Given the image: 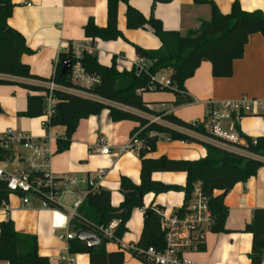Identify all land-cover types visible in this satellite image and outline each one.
Instances as JSON below:
<instances>
[{"label": "crops", "instance_id": "0c3cea01", "mask_svg": "<svg viewBox=\"0 0 264 264\" xmlns=\"http://www.w3.org/2000/svg\"><path fill=\"white\" fill-rule=\"evenodd\" d=\"M129 6L138 11L146 20L154 17L161 23L164 32H175L185 35L198 28L200 21L211 18L210 6L196 3L197 0H170L156 2L153 0H129ZM216 5L222 15L230 13L232 4L238 1L244 12H263L264 0H204ZM14 9L9 18V26L24 37L29 55L21 58L28 66L32 76L38 79L26 80L9 76H0L1 80L10 82L0 86V138L7 129L23 132L34 139L48 141L53 152L49 160V172L59 180L60 191L57 197L56 209L42 208L41 200L29 197V204L22 206L17 195H9L6 208H0V223L10 219L14 229L19 234L34 236L37 240V249L40 257L49 260V264L60 263L59 254L70 255L67 240H60L59 236L74 234V224L77 208L83 203L86 196V185L70 188L61 179L75 177L87 181L94 179L98 173L102 176L97 180L94 189L107 190L110 193V204L117 208L124 198L120 191V178L137 186L140 185L141 164L138 153L125 149L139 124L130 121L113 123L108 111H102L98 117H90L79 123L75 135L67 152L56 154V140L64 137V128L53 127L43 129L42 116L37 119L18 117L27 109V97L36 95L24 89L19 84L47 88L48 81L55 73V66L61 55L69 50L73 53L88 52L95 54L98 63L102 66H111L113 60L119 72H130L137 67L139 61L134 46L146 51H156L161 47L158 38L151 29H127L125 13L127 6L118 4L117 27L124 35V39L112 42L102 40L92 41L85 37L83 27L93 19L95 25L105 27L107 24V0H11ZM231 78H213L211 64L202 62L193 77L184 84L186 95L192 103L174 107L175 101L171 93H154L150 99H142L145 103H154L157 111L163 109L165 114H172L182 122L191 124L195 121H204L207 118L206 106L213 103L215 106L223 101L239 100L241 98L264 99V35H251L245 46L243 57L233 61ZM171 71L160 73L159 77L168 78ZM58 90H62L59 88ZM85 89L69 90L67 93L79 97H90ZM141 115V114H139ZM234 115V114H233ZM149 119V116L141 115ZM234 124L241 133L252 139L264 137V119L260 116H232L229 121H222L220 127L226 131L234 130ZM181 134H186L199 142L210 143L223 149L245 155L236 147L228 146L221 141H212L198 134L166 124ZM244 145V140L236 142ZM106 146L109 153L102 155ZM155 150L145 155L148 160L198 161L207 154L206 149L197 143L174 141L167 136H161ZM25 154V153H22ZM197 157V158H196ZM183 173L154 172L151 180L163 185L184 187L186 183ZM216 192L215 195H219ZM184 196L182 192L169 191L163 194H147L143 198L144 208L156 205L167 215L182 208ZM224 205L228 211L225 222V233L214 234L208 232L204 236L202 251H190L186 259L196 264H250L248 256L252 247V236L245 232L246 226L252 222L255 209H264V168L258 170L254 177L246 184L238 183L224 197ZM144 214L142 209L134 210L126 224L128 232L115 243L105 245L107 253L124 254L123 264H145L131 256L130 249L135 248L142 233ZM61 216L68 219L73 215L66 229L55 226ZM118 222H113L112 230ZM74 264H89L87 254L77 253L70 255ZM4 264V263H2ZM264 264V263H263Z\"/></svg>", "mask_w": 264, "mask_h": 264}, {"label": "trees", "instance_id": "16d2710c", "mask_svg": "<svg viewBox=\"0 0 264 264\" xmlns=\"http://www.w3.org/2000/svg\"><path fill=\"white\" fill-rule=\"evenodd\" d=\"M156 2H169L170 0H153ZM107 24L105 27H97L93 19H90L83 27L86 38L95 41L102 40L112 42L124 39V35L117 27V8L119 3L127 6L125 13L127 29H145L149 26L151 32L158 38L161 47L156 51H146L134 46L139 60L146 63V68L140 70L138 67L128 71L119 72L113 60L111 66L106 67L98 63L95 54L84 52L79 60L82 68L88 75L99 79V85L92 89H85L90 97H79L66 91L81 88L72 84L71 70L62 74V63L68 59L71 65L76 60L74 53L69 50L67 54L60 56L52 79L43 82H53L62 90H55L54 97L57 105L55 113L47 128H64V137L56 140V154L67 152L72 142L74 133L79 123L90 117H98L102 111L107 110L108 116L113 123L121 121L136 122L139 124L132 137L137 134L142 142V149L138 153L141 164L140 185H133L126 178H120V191L123 202L117 208L110 204V193L100 188L94 189L86 186V196L83 203L76 210L74 234L67 240V248L70 255L83 253L89 257V264H123L124 254L107 253L105 245L109 242H119L128 232L126 224L134 210L144 208L143 198L147 194H163L169 191L182 192L184 203L179 209L178 216L183 218L186 214L185 208L192 199V194L198 186L201 195L208 201L213 224L210 232L214 234L225 233V222L228 211L224 205L225 191H231L236 184H246L254 177L258 170L264 168V137L248 138L244 136L238 126L234 129L239 138L244 140V145L237 143H222L236 147L245 155L232 152L210 143L199 142L189 135L181 134L162 124L149 123V119L141 115L159 117L162 122L185 129L203 136L209 140L217 141L209 131L204 128V123L194 127L182 122L172 114H165L152 108L154 103H145L142 96L146 93H171L175 101L174 107L192 103V99L185 93L184 84L186 80L193 77L202 62L211 64V76L215 78L228 79L233 73V61L243 57L245 46L251 35H264V13L244 12L238 1H235L230 13L222 15L216 5L209 1L197 0L210 6L211 18L208 21H200L194 31L185 35L175 32H164L161 23L154 17L146 20L134 8L129 6V0H107ZM14 5L11 0H0V76L36 80L32 76L28 66L22 63L21 58L29 55L30 50L26 45L24 37L9 26V18L12 15ZM169 70V86H162L153 80L160 73ZM10 82L0 79V86L8 85ZM24 89L36 95L27 97V109L18 117L37 119L44 113L43 96L47 93L45 87H33L19 84ZM153 87L152 91L149 88ZM141 91V93H138ZM141 114V115H139ZM234 116V115H233ZM242 117V116H240ZM205 121V120H204ZM161 136L181 142L197 143L206 149V156L198 161H173L166 159L148 160L147 153L156 148ZM220 141V140H219ZM8 155L0 150V160ZM160 173H183L186 183L184 187L163 185L152 181L151 175ZM40 175V174H38ZM220 192L219 195H215ZM129 194V196H126ZM10 195L7 185L0 183V208L8 201ZM141 196L142 198L140 199ZM57 205L54 206L56 209ZM157 211L163 209L156 205L145 208L142 225V233L135 245V249L148 250L153 248L163 252L165 245V231L161 226V217ZM118 222L111 237H104L101 230H105L111 223ZM79 231L92 232L96 234L101 242L94 249H87L85 244L79 241L76 234ZM246 233L252 236L251 252L248 256L250 264L264 263V209H255L252 222L246 226ZM199 247V251L203 250ZM131 256L137 261L145 264L147 262L141 255L131 251ZM49 264V260L40 257L37 249V240L31 235H22L15 231L10 219L0 223V264Z\"/></svg>", "mask_w": 264, "mask_h": 264}, {"label": "built area", "instance_id": "2783aa9c", "mask_svg": "<svg viewBox=\"0 0 264 264\" xmlns=\"http://www.w3.org/2000/svg\"><path fill=\"white\" fill-rule=\"evenodd\" d=\"M82 53H74L75 64L71 65V82L82 89H92L99 85V79L95 76L88 75L82 68L79 60ZM140 70L146 68V63L139 60L136 65ZM153 80L158 84L166 87L170 85L169 77H155ZM47 85V93L43 96L44 113L41 122L43 129H48V124L52 119L57 100L54 97L55 90L60 87L53 82ZM153 87L149 88L152 91ZM141 93V91H138ZM207 118L205 121H195L192 126L197 127L204 123V128L209 131L216 139L226 141L228 143H236L239 136L236 130L226 131L220 127L222 121L231 120L233 114L237 116H260L264 119V99L241 98L239 100L223 101L218 105L208 103L206 106ZM149 123L162 124L159 117L151 116ZM3 137L0 138V150L7 152L8 155L0 160V183L7 185L10 195H17L22 201V206L29 204V197H35L41 200L42 208L55 209L57 205V197L60 191L59 180L49 172V160L53 155L46 139H34L30 135L23 132H16L11 129L4 131ZM142 142L135 134L130 139L129 144L124 147L131 149L135 153H139L142 149ZM25 153V154H22ZM109 153V149L104 146L101 151L102 155ZM40 174V175H38ZM102 174L98 173L94 179L87 181L79 180L73 176L63 177L61 181L66 183L70 188H77L80 185L97 187V180ZM192 199L185 208V216L180 218L178 212L167 215L164 211H157L161 217V226L165 231V249L163 252L156 251L153 248L148 250H137L131 248V251L141 255L147 262L151 264H196L186 259V255L190 251H198L203 246L204 236L210 232L213 224L211 211L208 208L207 199L201 195L198 186L195 188ZM7 203L2 205L6 208ZM144 213L145 208H142ZM60 220L55 226L56 228L66 229L73 218L68 219L66 216L60 215ZM111 223L105 230H101L104 237H111L113 230ZM60 240H68L70 236H59ZM69 253V251H68ZM60 263L74 264V260L70 255L59 254Z\"/></svg>", "mask_w": 264, "mask_h": 264}, {"label": "water", "instance_id": "95a60500", "mask_svg": "<svg viewBox=\"0 0 264 264\" xmlns=\"http://www.w3.org/2000/svg\"><path fill=\"white\" fill-rule=\"evenodd\" d=\"M71 70V61L68 59L67 61H64L62 63V74H66L68 73V71ZM228 191H225L223 193L224 197L227 196ZM126 196H129V194H127ZM140 199L142 198L141 196H139ZM76 237L79 241L83 242L85 244V247L87 249H94L97 248V246L100 244L101 239L94 233L92 232H85V231H79L76 234Z\"/></svg>", "mask_w": 264, "mask_h": 264}, {"label": "rangeland", "instance_id": "374dc122", "mask_svg": "<svg viewBox=\"0 0 264 264\" xmlns=\"http://www.w3.org/2000/svg\"><path fill=\"white\" fill-rule=\"evenodd\" d=\"M152 94H154V93H152V92H150V93H146V94H144L142 97H143L144 99L149 100Z\"/></svg>", "mask_w": 264, "mask_h": 264}, {"label": "bare ground", "instance_id": "6f19581e", "mask_svg": "<svg viewBox=\"0 0 264 264\" xmlns=\"http://www.w3.org/2000/svg\"><path fill=\"white\" fill-rule=\"evenodd\" d=\"M197 158V157H196Z\"/></svg>", "mask_w": 264, "mask_h": 264}]
</instances>
